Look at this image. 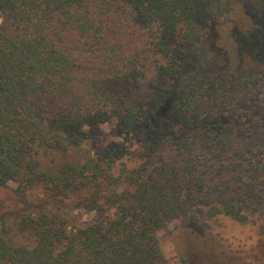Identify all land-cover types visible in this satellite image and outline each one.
Instances as JSON below:
<instances>
[{"label":"trees","instance_id":"1","mask_svg":"<svg viewBox=\"0 0 264 264\" xmlns=\"http://www.w3.org/2000/svg\"><path fill=\"white\" fill-rule=\"evenodd\" d=\"M0 20V264H167L157 232L196 213L264 228L263 119L228 120L264 72L189 71L213 26L264 69V0H0ZM112 119L142 154L76 157Z\"/></svg>","mask_w":264,"mask_h":264},{"label":"rangeland","instance_id":"2","mask_svg":"<svg viewBox=\"0 0 264 264\" xmlns=\"http://www.w3.org/2000/svg\"><path fill=\"white\" fill-rule=\"evenodd\" d=\"M256 22L258 25H263L261 19ZM246 28L250 31L256 30V25L253 22L250 23L248 19ZM224 30L213 26L208 31L205 42L195 50L189 71L212 62L216 66L211 63L212 67H206L224 73L225 78L230 81L243 76L256 80L254 76L261 75L264 69L257 66V69L261 70L256 71L255 68L254 71L248 67L247 54L242 55L240 59L239 45L235 43L230 30ZM259 66L263 65L259 63ZM152 79L150 75L137 90L136 98L144 100L149 98L151 93L149 83ZM258 81V86L248 92L242 103L231 112L229 122L234 123L235 117L245 116L242 119L246 124H251L254 119L260 118L263 119L262 126H264V79L259 76ZM117 124V120L112 119L96 128L92 132V137L82 142L76 157L80 159L85 152H101L113 147L116 143L124 145L127 142L132 144L130 146L136 155L142 154V143L140 144L135 137L128 140L119 136ZM84 130L89 132L88 127ZM259 135L258 139L264 142V129L259 131ZM14 188L15 184H10L9 188L0 187V203L10 202ZM91 218L92 215L87 213H75L72 216V225L79 227L88 223ZM157 237L167 264H205L204 262L207 264H264V228L260 219L240 223L226 216L209 218L196 213L189 220L170 222L165 229L157 232Z\"/></svg>","mask_w":264,"mask_h":264}]
</instances>
